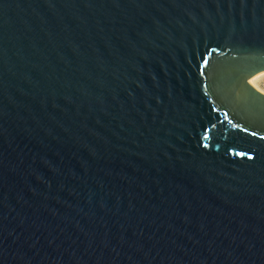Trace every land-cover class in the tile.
I'll return each mask as SVG.
<instances>
[{"label":"water","instance_id":"water-1","mask_svg":"<svg viewBox=\"0 0 264 264\" xmlns=\"http://www.w3.org/2000/svg\"><path fill=\"white\" fill-rule=\"evenodd\" d=\"M264 0H0V264H264Z\"/></svg>","mask_w":264,"mask_h":264},{"label":"bare ground","instance_id":"bare-ground-1","mask_svg":"<svg viewBox=\"0 0 264 264\" xmlns=\"http://www.w3.org/2000/svg\"><path fill=\"white\" fill-rule=\"evenodd\" d=\"M261 76H264V71H261L253 76H251L249 78V82L255 86L256 88H258V84H257V79H259ZM259 89V88H258ZM261 90V89H260ZM264 92V91H263Z\"/></svg>","mask_w":264,"mask_h":264},{"label":"built area","instance_id":"built-area-1","mask_svg":"<svg viewBox=\"0 0 264 264\" xmlns=\"http://www.w3.org/2000/svg\"><path fill=\"white\" fill-rule=\"evenodd\" d=\"M258 86H259V88H260L261 90L264 91V79H263L261 82H259Z\"/></svg>","mask_w":264,"mask_h":264},{"label":"rangeland","instance_id":"rangeland-1","mask_svg":"<svg viewBox=\"0 0 264 264\" xmlns=\"http://www.w3.org/2000/svg\"><path fill=\"white\" fill-rule=\"evenodd\" d=\"M264 79V76H261L259 79H257V84H259V82H261ZM259 88V86H258ZM260 89V88H259ZM263 91V90H262Z\"/></svg>","mask_w":264,"mask_h":264}]
</instances>
